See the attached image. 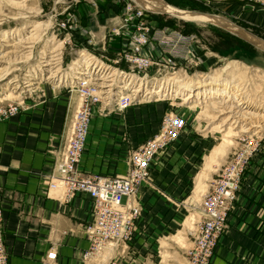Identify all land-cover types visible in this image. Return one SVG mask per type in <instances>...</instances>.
<instances>
[{
  "label": "rangeland",
  "instance_id": "1",
  "mask_svg": "<svg viewBox=\"0 0 264 264\" xmlns=\"http://www.w3.org/2000/svg\"><path fill=\"white\" fill-rule=\"evenodd\" d=\"M156 1L224 19L264 45V0H0V70L7 75L0 80V97L10 99L0 105L18 104L14 118L65 97L62 151L80 105V94L68 92L70 69L77 75L92 71L105 94L92 98L98 97L86 149L92 169L84 174L124 176L132 155L156 143L149 175L134 197L146 236L92 261L104 253L116 264H187L204 196L225 163L243 153L240 184L218 240L231 229L243 233L249 220V264H264V50L227 28L144 7ZM140 9L145 14L138 17ZM141 34L146 44L137 41ZM89 55L94 59L88 62ZM161 87L163 97L148 94ZM228 93L232 97L224 98ZM118 99H128V107L119 111ZM220 100L230 101L225 106L232 114L252 115L248 134L233 126L228 135L231 122H223L229 114L218 117L210 107Z\"/></svg>",
  "mask_w": 264,
  "mask_h": 264
},
{
  "label": "crops",
  "instance_id": "2",
  "mask_svg": "<svg viewBox=\"0 0 264 264\" xmlns=\"http://www.w3.org/2000/svg\"><path fill=\"white\" fill-rule=\"evenodd\" d=\"M56 102L37 104L0 123V207L8 264H116L104 253L97 261L83 258L90 246L85 228L93 219L88 195L78 193L65 201L50 188L67 125L66 98ZM88 140L79 163L83 173L91 168ZM144 222L139 216L131 241L146 236ZM245 222L243 233L231 229L219 238L211 264H249V220ZM50 253L53 260L47 258Z\"/></svg>",
  "mask_w": 264,
  "mask_h": 264
},
{
  "label": "built area",
  "instance_id": "3",
  "mask_svg": "<svg viewBox=\"0 0 264 264\" xmlns=\"http://www.w3.org/2000/svg\"><path fill=\"white\" fill-rule=\"evenodd\" d=\"M144 14L143 9L137 12L138 17ZM137 41L146 44L148 37L141 34ZM89 57L92 58L91 55ZM139 64L146 67L149 62L139 60ZM93 87H80L82 99L72 120L66 144L55 161L50 184V188L58 190L65 201L71 200L78 193L86 194L92 200L93 219L85 228L90 243L89 249L83 254L85 260L96 256L106 247L131 241L136 220L140 216V207L134 202V197L147 179L149 162L157 151L156 143H147L142 150L132 155L131 166L124 176L99 177L84 174L79 163L90 133L93 106L98 104L97 96L92 100L95 98L91 94ZM121 103L125 108L129 101L125 99ZM18 112V104H1L0 123L8 121ZM245 161L243 153L235 154L225 163L219 179L204 196L201 218L192 231L193 244L187 251V264H208L213 256L218 237L225 229ZM2 222L0 207V264H8ZM47 258L53 260L55 254L50 253Z\"/></svg>",
  "mask_w": 264,
  "mask_h": 264
},
{
  "label": "bare ground",
  "instance_id": "4",
  "mask_svg": "<svg viewBox=\"0 0 264 264\" xmlns=\"http://www.w3.org/2000/svg\"><path fill=\"white\" fill-rule=\"evenodd\" d=\"M27 1V0H26ZM137 3L139 4H143L142 0H135ZM145 2V1H144ZM12 3L13 5L15 6H18L20 4H17V3H14V2H10ZM144 7H146L149 11L151 12H157V13H163V14H167L171 17H174V18H177L179 20H182V21H186V22H194V23H210V24H214V25H217V26H220V27H224V28H227L229 31H231L232 33H235V34H238L241 38L251 42L252 44H254L258 49H261V50H264V45L261 44L259 41H257L254 37H252L251 35L249 34H246L240 30H237L235 29L228 21L224 20V19H220L218 17H215V16H211V15H206V14H200V13H195V12H189V11H183V10H179V9H176V8H173L169 5H166L160 1H156L150 5H144ZM38 26L35 27V29H37ZM34 31V30H33ZM91 59H94V58H89L88 59V62L91 61ZM79 63V60H77L76 62L74 61L71 65L72 67H77ZM80 63H83L82 61ZM71 71V75L70 77L73 78L72 81H70L69 83V88H68V92L72 91L73 93L74 92H78L80 93V87L81 85H83V80L86 79L88 80L90 78L91 81H86L84 80V83H89V85H95L96 87V90L92 89V92L91 94L93 95H104L105 93L103 91H101L103 88H105L104 86H102V84H99V83H94V81H98L97 78H94L93 79V76H96L95 74H97L96 72H92L91 73H78V75H82L84 76V79H81V77H79L77 75V73H73V68L70 69ZM86 72V71H85ZM5 76H7L5 74V70H0V80L3 79ZM62 79V77L60 76L58 78V80ZM204 83V82H203ZM206 85V84H204ZM203 84L200 86V87H203L204 86ZM88 86V85H86ZM72 88V90L69 91V89ZM98 88V89H97ZM102 88V89H101ZM51 89H53L51 87ZM126 89V88H124ZM191 89V88H190ZM127 90V89H126ZM134 95L135 94H138L139 91L136 90V91H133L132 92ZM194 92L192 91L191 92V96H189L188 98L184 99V103L186 104L190 99H193L194 97ZM211 93V92H210ZM226 93V92H224ZM149 95H153V96H160V97H163L162 95H164L163 93V87L161 88H158L156 90H152L148 93ZM199 94V93H198ZM197 94V95H198ZM214 94V93H213ZM106 95L109 97L111 96V90H108V92L106 93ZM196 95V96H197ZM80 96V102H81V99H82V96L81 94L79 95ZM114 96H117L114 94ZM175 97V96H174ZM224 98H231L232 95H230L229 93L226 95L223 96ZM9 97L8 96H4V97H0V103H3V102H9ZM121 100L123 99H119L117 100V103H116V107L118 108V110H123L124 109V106L122 107L120 105V103L122 102ZM235 100V99H234ZM215 102V101H214ZM230 102L229 100H226V101H223V100H220L218 102H215V103H212L210 105V107L212 108L211 110L218 116H222V115H225L226 113H228L229 115L227 116V118L224 120L223 124L226 126L227 123L231 122V125L230 127H228V135H231L232 133V127L234 126V128H240V130L238 131L239 134H242V135H246L249 133L250 129L249 127H247L246 125L249 124V120L251 118L252 115H250V113H247V112H241V111H237L236 114H232V111H230L229 109H231L230 107H226L225 105ZM122 104V103H121ZM123 105V104H122ZM201 104H196L194 105L195 106H199ZM241 104L239 102L238 106L237 107H240ZM128 105H126L125 108H127ZM193 107V106H192ZM190 107V109L192 108ZM207 108V107H206ZM227 110V111H226ZM229 110V111H228ZM244 124V125H243ZM223 126V125H222ZM226 140L223 139V143H225ZM58 191V190H56ZM192 228L193 229V226L192 224L190 223V227L189 229ZM108 248H112V247H106L104 250H107ZM103 250V251H104ZM101 253V252H100ZM98 255V254H97ZM96 255V256H97ZM95 257V256H94ZM94 257L90 258L88 261H90L91 259H94Z\"/></svg>",
  "mask_w": 264,
  "mask_h": 264
}]
</instances>
